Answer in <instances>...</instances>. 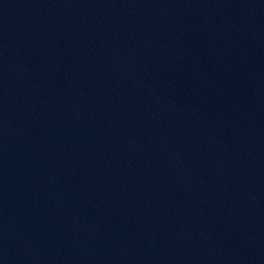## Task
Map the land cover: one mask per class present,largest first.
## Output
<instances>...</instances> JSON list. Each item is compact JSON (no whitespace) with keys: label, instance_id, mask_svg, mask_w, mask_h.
<instances>
[{"label":"water","instance_id":"obj_1","mask_svg":"<svg viewBox=\"0 0 264 264\" xmlns=\"http://www.w3.org/2000/svg\"><path fill=\"white\" fill-rule=\"evenodd\" d=\"M0 264H264V0H0Z\"/></svg>","mask_w":264,"mask_h":264}]
</instances>
